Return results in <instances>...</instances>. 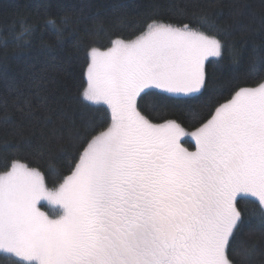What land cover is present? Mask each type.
Segmentation results:
<instances>
[{"label":"snow or ice","instance_id":"1","mask_svg":"<svg viewBox=\"0 0 264 264\" xmlns=\"http://www.w3.org/2000/svg\"><path fill=\"white\" fill-rule=\"evenodd\" d=\"M79 19L48 15L44 27L63 42ZM193 19L173 23L153 8L134 38L88 48L82 102L106 108V126L84 124L68 175L49 161L51 188L37 166L4 165L0 264H264V80L231 84L214 106L191 103L210 91L208 65L223 59L228 35L210 14ZM37 27L20 20L15 45L28 46ZM250 68L264 69V48L253 49ZM174 108L191 131L164 118ZM19 111L32 118L30 102Z\"/></svg>","mask_w":264,"mask_h":264},{"label":"trees","instance_id":"2","mask_svg":"<svg viewBox=\"0 0 264 264\" xmlns=\"http://www.w3.org/2000/svg\"><path fill=\"white\" fill-rule=\"evenodd\" d=\"M153 8L164 20L194 26V14L207 13L227 30L223 59L218 66L208 65L210 91L191 103L207 101L214 106L229 97L231 84L251 87L264 80V69L250 68L253 49L264 48L261 0H0V40H8L6 47H0V172L7 162L19 158L39 167L49 188L58 182L48 174L49 161L61 175L69 174L77 152L75 139L84 133V124L106 126L108 120L106 108L82 102L88 48L104 49L116 35L134 38L144 30ZM237 11L242 14L236 16ZM65 12L80 19L69 29L75 36L66 34L63 42H57L54 32L44 27V19ZM22 19L38 27L28 46L18 48L13 36ZM119 20L124 23L118 24ZM98 26L103 30L92 36ZM77 38L79 47L75 46ZM231 47L239 52L236 62ZM26 102L31 104L30 120L19 111ZM169 112L164 118L184 121L192 129L182 108ZM5 115L8 120L3 119ZM248 231L246 224L239 238L247 239Z\"/></svg>","mask_w":264,"mask_h":264},{"label":"rangeland","instance_id":"3","mask_svg":"<svg viewBox=\"0 0 264 264\" xmlns=\"http://www.w3.org/2000/svg\"><path fill=\"white\" fill-rule=\"evenodd\" d=\"M188 130L191 131V129H188ZM189 141H191L192 144H194V140L191 137H183L182 138V142L184 143V146L187 147V148H189V150H194V145H193V147L190 146L188 144ZM43 203H45V205H47V202H43ZM42 211L50 212V211H53V210H51L48 206H45L44 208H42Z\"/></svg>","mask_w":264,"mask_h":264}]
</instances>
